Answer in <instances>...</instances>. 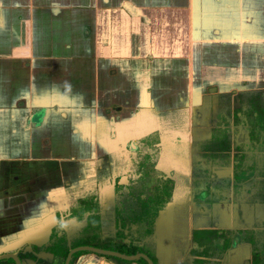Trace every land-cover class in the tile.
<instances>
[{
    "label": "crops",
    "instance_id": "obj_1",
    "mask_svg": "<svg viewBox=\"0 0 264 264\" xmlns=\"http://www.w3.org/2000/svg\"><path fill=\"white\" fill-rule=\"evenodd\" d=\"M263 127L264 0H0V264L51 260L57 220L112 153L140 179L165 142L172 167L163 146L155 168L183 193L152 263L183 264L178 224L189 254L200 220L223 246L193 264H264Z\"/></svg>",
    "mask_w": 264,
    "mask_h": 264
},
{
    "label": "rangeland",
    "instance_id": "obj_2",
    "mask_svg": "<svg viewBox=\"0 0 264 264\" xmlns=\"http://www.w3.org/2000/svg\"><path fill=\"white\" fill-rule=\"evenodd\" d=\"M259 123H261V121H258L256 124L260 127ZM163 146H165L166 150L168 151L166 152L167 156H165L163 159V167L165 168V170H167V167H172L173 151L170 142H165ZM163 146L160 147L159 151L153 149L150 150V153H143V155L146 157L147 155H149V160L152 162V164L146 170L149 173L142 175V179H139L137 177L142 171L136 172V170H134V167L128 168L124 155L112 153V158L110 159L112 161H110L109 166L110 168H106L109 164L102 165L101 169L99 170L98 177H96V181L92 183L93 186H95V190L84 191L83 196L85 200L80 203L77 201L78 205H75V207L69 210L70 212L72 209H74L76 210V215L81 214L87 210V208H83V205L89 199L95 198L94 204L90 203V211L92 213L90 214V217H88L87 221L85 216H80L78 219H76L70 218V214H67V218H65V220L67 221L63 222L60 220L63 213L57 220L56 227L65 231L68 244L72 245L76 242L80 243L79 245L77 243L76 246L71 248H75L77 246H90L103 250H113L130 256L138 255V259L139 257L143 258L141 254H146L148 258H150L149 255L152 256L154 254L158 237V235H156L158 234L157 226L159 227V224L162 222L159 221V217L164 213H168V211L170 212L172 208L171 202H173L174 200V195L178 196V194H181L182 196L183 193L182 190L174 189L173 180L171 179L172 182L169 181L166 187L170 191L171 195L163 197L162 201L160 200V205L158 206L159 209L155 211L151 216L143 215V217L141 218L138 217V215H140L142 211V202L140 199V195L143 194L146 197L149 196L147 197L148 199H153L154 194L157 193L156 186L160 185V183H164V179H169L170 177L169 173L165 174L163 173V171L160 172L155 168V162L159 160L161 154L163 156V154L165 153V151H163ZM136 155L137 154L134 153L132 155V159ZM117 184L122 185L118 190H116ZM179 186L182 185L179 184ZM95 213L99 216L96 217ZM198 214H200V211H198L197 215ZM198 221L196 222V227L194 229V233H196L198 237H196L195 240L194 237L193 239L192 237H190L194 245L192 244L193 248L189 254L188 250L184 252L187 244L186 241L188 240L184 236L185 224L182 222V224H178L177 235L181 244L179 243V247H176V250L183 252L182 258H184H181V263L183 264H193L195 261L193 258L197 251H199L198 258L201 262H203V260H206V256L207 258H209L210 256L211 260H217L221 256L220 251L223 246L221 240L218 238L209 237L206 234H202V231L197 228L200 225L204 227V223ZM86 222H88L87 224L91 222V224L87 227ZM167 223L166 221L165 223H161V229H163L164 224L167 228ZM64 226H66V228H64ZM81 226L83 227L81 228ZM171 232L172 230L171 228H169L167 239L165 237L166 240H170ZM199 240L204 245L201 246ZM230 242L231 239H229V245ZM117 248H119L121 251L116 250ZM82 253H93L98 256L108 258H111L113 255L111 253H102L100 251H94L92 249H79V251H77V253L73 255L72 258H75L77 255ZM204 253H206L207 255H204ZM120 258L122 260L135 259L134 257ZM40 260L44 261L45 264L46 262L47 264H64L60 257L56 258L55 256H53L51 260L47 258H40ZM70 261L72 262V259Z\"/></svg>",
    "mask_w": 264,
    "mask_h": 264
},
{
    "label": "trees",
    "instance_id": "obj_3",
    "mask_svg": "<svg viewBox=\"0 0 264 264\" xmlns=\"http://www.w3.org/2000/svg\"><path fill=\"white\" fill-rule=\"evenodd\" d=\"M172 182L171 178L169 177V179H164V183H160V185L156 186V191L157 193L154 194L153 199H148L147 197L149 196H144L143 194L140 195V199H141V207H142V211L141 214L138 215L139 218L143 217V215H153V213L155 211H157L159 208L158 206L160 205V200L162 201L163 197L167 196V195H171L170 191L166 188L167 187V183ZM122 185L117 184L116 186V190H118ZM168 200V199H167ZM156 205V206H155ZM162 206V205H161ZM83 208H87L86 211H84L81 214L76 215V210L72 209L69 214H70V218H76L78 219L80 216H85L86 217V221L88 219V217H90V214L92 213L90 211L91 208V204L89 202H86L83 205ZM89 208V209H88ZM96 217H98L99 215L96 214ZM155 215V214H154ZM82 220V219H81ZM88 222H86L87 227L91 224V222H89V224H87ZM83 226H81L82 228ZM60 228L56 227L54 230H52V233L50 234V237L48 239L47 245H46V250L52 252V254L54 256H58L62 259V261L64 262L69 250L71 247H74L77 245L78 242H76L75 244H68V240H67V236L65 234V232H62L60 235H57V232L59 231ZM80 243H78L79 245ZM116 250L121 251L119 248H117ZM77 253L74 252L73 255H75ZM72 255V256H73ZM144 260L142 257H139L138 260L142 261ZM71 264V261H70Z\"/></svg>",
    "mask_w": 264,
    "mask_h": 264
},
{
    "label": "water",
    "instance_id": "obj_4",
    "mask_svg": "<svg viewBox=\"0 0 264 264\" xmlns=\"http://www.w3.org/2000/svg\"><path fill=\"white\" fill-rule=\"evenodd\" d=\"M79 249H92L94 251H100L102 253H111L113 255H117V256H120V257H125V258H135L137 257L138 255H135V256H130V255H126V254H122L120 252H117V251H111V250H103V249H99V248H95V247H90V246H77L75 248H72L66 258H65V261H64V264H69V261H70V258H71V255L72 253H74L75 251L79 250ZM143 257L146 258V260L148 261V264H152V260L148 257H146L144 254H141ZM2 257V256H0ZM12 257L15 259V264H20V260L18 259V257H16V255H12Z\"/></svg>",
    "mask_w": 264,
    "mask_h": 264
}]
</instances>
